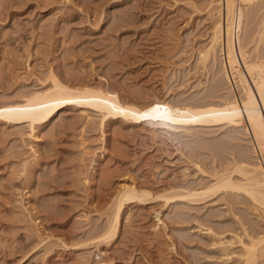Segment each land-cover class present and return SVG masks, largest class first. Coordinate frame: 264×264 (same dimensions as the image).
<instances>
[{
	"label": "rangeland",
	"instance_id": "374dc122",
	"mask_svg": "<svg viewBox=\"0 0 264 264\" xmlns=\"http://www.w3.org/2000/svg\"><path fill=\"white\" fill-rule=\"evenodd\" d=\"M217 1L0 0V108L49 89V72L142 109L240 100L211 50ZM243 20L247 59L263 61L264 0ZM82 111L61 112L35 139L26 124L0 122V264H264V210L243 191L194 205L155 200L223 178L246 186L236 167L251 171L259 157L242 128L107 124ZM129 186L151 199L125 205L103 240ZM259 239L240 260L239 241Z\"/></svg>",
	"mask_w": 264,
	"mask_h": 264
},
{
	"label": "bare ground",
	"instance_id": "6f19581e",
	"mask_svg": "<svg viewBox=\"0 0 264 264\" xmlns=\"http://www.w3.org/2000/svg\"><path fill=\"white\" fill-rule=\"evenodd\" d=\"M256 1L258 0L217 1L220 19L212 33L211 50L218 48L221 51L225 78L230 81L232 77L240 86L242 92L240 100L233 97L226 98L223 102L216 104L186 106L154 101L147 108L142 109L121 102L116 94H112L106 89L103 90L99 84L98 86L95 84L96 87H91L85 82L86 85L70 88V84L69 87L68 84L66 86L57 75L49 72L47 74L49 89L43 90V92H33V94L24 97L22 102L2 106L0 122L4 125L26 124L29 129V137L33 139L36 138V129L50 124L61 112L69 109H78L81 112L88 109L97 112L100 114L101 123L106 121L107 124L120 119L130 125H138L147 121L152 125L170 129L220 124L239 127L245 131L254 153L257 158L259 157L251 171L236 167L238 171L249 175L246 186L234 184L230 178H223L210 186L207 185L208 187L194 185L189 188L188 192L170 193L167 196L156 197L155 200L162 199L165 206L175 203L194 205L192 203L202 202L218 190L229 193L243 191L264 210V60L248 61L239 35L243 26L244 11ZM214 46H216L215 49ZM203 57L206 58V55ZM219 101L221 100L219 99ZM116 199L113 214L111 213V221L101 237L103 240L114 237L125 205L136 202L144 203L151 198L149 194L129 186L123 187ZM239 242L243 248L240 260L247 263L254 257L253 251L262 241L260 239L250 240L248 245ZM224 244L226 243H219L220 246ZM224 255L227 256L226 253Z\"/></svg>",
	"mask_w": 264,
	"mask_h": 264
}]
</instances>
